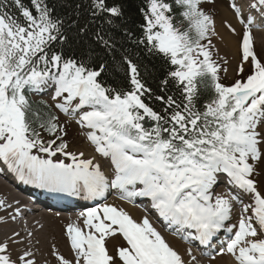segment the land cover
<instances>
[{
	"label": "snow or ice",
	"instance_id": "6c2138e0",
	"mask_svg": "<svg viewBox=\"0 0 264 264\" xmlns=\"http://www.w3.org/2000/svg\"><path fill=\"white\" fill-rule=\"evenodd\" d=\"M214 3L145 0L139 35L125 28V43L98 31L102 51L90 47L77 54L65 50L66 18L49 0H0V162L27 183L69 196L104 200L117 190L129 203L146 198L172 234L208 245L223 232L215 255L264 264V190L258 179L264 174V58L252 31L264 28V0H230L244 30L241 78L227 85L220 73L228 61L213 44L216 22L207 7ZM90 10L113 27L124 16L123 5L108 0H90ZM145 56L166 65L160 94L148 83L153 68ZM246 64L250 71L243 76ZM114 73L122 76L111 84L102 78ZM207 91L211 95L202 99ZM49 92L51 105L32 99ZM53 108L78 116L108 171L95 156L69 150ZM221 175L232 191L214 194ZM80 216L83 226H66L75 259L54 251L59 264H187L148 216L137 221L106 202ZM118 234L125 244L112 254L107 240ZM20 243L12 237L0 242V264H37L28 249L13 258L11 245Z\"/></svg>",
	"mask_w": 264,
	"mask_h": 264
},
{
	"label": "trees",
	"instance_id": "16d2710c",
	"mask_svg": "<svg viewBox=\"0 0 264 264\" xmlns=\"http://www.w3.org/2000/svg\"><path fill=\"white\" fill-rule=\"evenodd\" d=\"M109 4L118 3L123 5L124 16L115 21V27L108 25L103 16H93L90 10V0H49L50 5L55 8L57 14L66 18V34L68 44L65 45L66 51H76L77 54L86 52L90 47L97 51H102L95 41V33L98 31L114 34L118 40L127 43L123 30L126 28L136 35L140 34V25L143 17L139 11L145 7V0H108ZM27 3V0H25ZM79 5V8H77ZM69 25H71L69 27ZM81 29H84L81 31ZM144 56V53L141 52ZM144 62L153 68L152 76L148 80L150 87L156 94H160L158 84L159 79L164 75L166 65L159 58L144 57ZM121 74L102 75V78L109 84ZM173 92L175 89L172 90ZM211 95L210 91L203 94L202 99H207ZM33 100H42L33 98ZM154 107H159V102L152 99L147 101Z\"/></svg>",
	"mask_w": 264,
	"mask_h": 264
},
{
	"label": "bare ground",
	"instance_id": "6f19581e",
	"mask_svg": "<svg viewBox=\"0 0 264 264\" xmlns=\"http://www.w3.org/2000/svg\"><path fill=\"white\" fill-rule=\"evenodd\" d=\"M221 17L224 19H215L216 22V31H217V36H215V42H216V46L218 51L222 54L225 55L228 59V69H232L234 70L238 64V33L240 32V26L238 25V23L235 21L234 16L232 15L231 12H229L226 8H222L221 9ZM221 21V23H220ZM228 24H230L232 26V28H234L236 31L235 33H233L232 31H230V29L228 28ZM259 38L262 40L264 38V33L260 32L259 34ZM264 42V39H263ZM219 53V54H220ZM2 165V163H0V166ZM106 171H108V167L106 168ZM225 193V191H222L221 189H218L217 192H214V194H221V193ZM0 195L3 196V205L1 208H6L8 209L9 207L12 206L13 207H17V209H19V212H21V216H24L26 214H30L33 216H30V221L29 222H25V220H21L19 221L20 223V227H29L30 224L32 222L35 221V225H34V229L39 230L40 231V240L49 244L51 242L50 240V235H57V229L55 232H52L53 228H51L53 225L57 228V223H58V218L57 217H53V212H51L50 210L48 211V209L45 208H39L38 210H24L22 205L26 203L27 198H23V195L18 192L15 191L14 188L9 185L7 182H5V180L2 178V176H0ZM51 197H49L50 199ZM11 208V209H12ZM10 209V210H11ZM134 215H136L137 218H142L143 215L136 209H133L131 211ZM59 218H65V217H60ZM70 220H72L71 218H69ZM16 223H5V224H0V236H5L8 239V235H10L11 233L9 232L10 230L12 231H18L20 230V228ZM221 236H218L217 238H214L213 241L217 242L218 238H221ZM114 241V239L112 240ZM169 241L171 243V245L177 249V251L181 254V256L184 258V260H186V262L189 264V256L187 255L188 253H186V248H184L182 245L179 244L178 241H175L174 239L169 238ZM114 242H110V244H112ZM67 245H69V243L67 242ZM69 248V247H68ZM70 249V248H69ZM66 253V252H64ZM195 253V252H193ZM216 256L215 253H207L204 255H199L200 257H204L205 259H207L209 256ZM68 256V255H67ZM198 257V255H197ZM191 260V259H190ZM198 260V259H197ZM192 261V260H191ZM213 264H233L234 260L233 258L230 256V254L227 255H221L218 258H216V260H211ZM199 262V261H198ZM201 262V261H200ZM231 262V263H229ZM192 264H195L192 261ZM201 264H204V261H202Z\"/></svg>",
	"mask_w": 264,
	"mask_h": 264
},
{
	"label": "rangeland",
	"instance_id": "374dc122",
	"mask_svg": "<svg viewBox=\"0 0 264 264\" xmlns=\"http://www.w3.org/2000/svg\"><path fill=\"white\" fill-rule=\"evenodd\" d=\"M218 4H220V5L217 7ZM212 5L215 6L216 8H218V9L215 8L213 11L210 10L212 15L215 16L216 13L218 14L220 12V16L217 17L216 19H219V18L220 19H224V18L221 17V9L225 8L224 7V6H226L225 1L224 0H215V3L212 4ZM228 11H229V9H228ZM229 12H231V11H229ZM220 23H221V21H220ZM241 30L242 29L240 27V32H241ZM260 32L256 33L255 41L257 43V46H256L257 49L256 50H257L258 54L260 56H262L263 52H264V49H262L264 47V42H263L264 38L262 40L259 38ZM239 33H238V35H239ZM214 39H215V37L213 38V44L216 46V42H215ZM237 39H238V36H237ZM238 48H239V40H238ZM216 50H218L217 46H216ZM238 55H239V53H238ZM219 56L220 57H224V55H222L221 53L219 54ZM238 61H239V58H238ZM227 65L228 64H226V66ZM226 66H225V64H223L222 68H225ZM226 69H227V71L225 72V71L222 70L220 75H223V77L225 79V84H229L233 80V79H230V75L231 74H236V73H234V72L232 73V71H235V69L234 70L228 69V66H227ZM247 69H250V65L247 67ZM248 71L249 70H247V72ZM236 72H237V70H236ZM247 72H246V74H247ZM49 99H50L51 104H53L51 98H49ZM57 115L60 117V120L63 119V117H62L63 115H61L60 113H57ZM65 128H66L67 135L64 137V139L69 143V150L70 151H75V152L83 151L85 153V157L86 158H88V156L90 157L91 153L88 152V145L84 142V139H83L82 135L77 131V129L72 124H69ZM104 169L106 170L105 167H104ZM258 179H259V181L261 183L262 190H264V174H261L258 177ZM2 197L3 196L0 195V201H3ZM110 203L118 204L117 202H115L113 200H111ZM121 206H123L128 211V207L127 206H124V205H121ZM1 207L2 206H0V217H1L0 224H5V223H8V222L11 223V224L12 223H16L20 227L19 221L25 220V219L20 218V217H16L15 210H17V207H13L12 208V206H11L8 209L1 208ZM30 214H26L25 215V217H29V218H27L28 220H25V222H29L30 221V219H31L30 216H33V215H30ZM20 216H21V212H20ZM13 217H15V219H13ZM53 217H57L59 220H58V223H57V228L54 225L51 227V228L54 227L52 232H55L56 229H57L58 233H57L56 236L53 235V234L50 235L51 242L49 244H47V243H45V242L40 240V236H41L40 231L34 229L35 221L32 222L29 227H23V228L20 227L21 229L18 230V231H13V230L11 231L10 230L9 232L11 234L8 235V238L9 237L14 238L15 237L14 233H16V232L20 233L21 232L23 234V236H21L20 238L16 236L15 238H17L18 240H21V241H22V239L24 240V241H22V243L26 244V246H27L26 249H28V250H30V251H32L34 253V257L33 258L36 260L37 264H59L56 256L53 255V252L54 251L58 252L60 255L64 256L66 259H68V256H67L68 255V250L67 249H69V248H68V245H67V241H65V239H64V226H65L66 222L68 220H70V219L69 218H67V219L66 218H59L55 214L53 215ZM22 229H24V232L22 231ZM27 231H30V232L27 233ZM29 233H32V234L29 235ZM65 235L67 237V234H65ZM6 239H7V237L0 236V242L5 241ZM113 239H114V241H112ZM116 240H117V238L109 239V244H110V242H116ZM110 245L112 247H114L115 244L112 243ZM14 246H19V244L18 245L17 244L11 245V249ZM111 249L113 250V248H111ZM185 251H186V253H188L187 249ZM64 252H66V253H64ZM17 254L18 253L14 252L13 256L14 255L16 256ZM213 256H209L207 259H205L202 256L200 257L198 255V257H197V255H194V257H196V259H195V261H193L192 260V255H191V256H189V264H192V261L195 264H201L202 261H204V264H213L211 260H216V258H218L221 255H216L215 259L212 258ZM233 260H234V258H233ZM229 263H231V262H229ZM233 264H236L235 260H234Z\"/></svg>",
	"mask_w": 264,
	"mask_h": 264
}]
</instances>
